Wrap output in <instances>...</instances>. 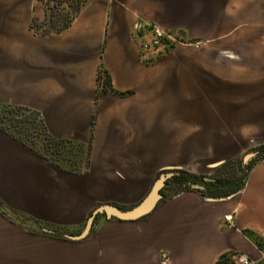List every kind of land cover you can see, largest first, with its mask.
I'll list each match as a JSON object with an SVG mask.
<instances>
[{
	"label": "crops",
	"instance_id": "obj_1",
	"mask_svg": "<svg viewBox=\"0 0 264 264\" xmlns=\"http://www.w3.org/2000/svg\"><path fill=\"white\" fill-rule=\"evenodd\" d=\"M231 3L82 0L51 34L29 30L35 0L24 4L23 38L0 35V106L22 108L40 130L0 125V264H214L230 250L264 264V160L222 200L203 184L165 185L137 220L101 216L82 240L62 234H79L103 203L134 206L163 172L224 178L241 148L264 143V54L248 48L264 52L253 38L264 31H247L238 54ZM152 22L175 41L160 56L136 29ZM226 51L238 56L217 58ZM242 64L251 69L238 73ZM101 67L114 92L98 84Z\"/></svg>",
	"mask_w": 264,
	"mask_h": 264
},
{
	"label": "rangeland",
	"instance_id": "obj_2",
	"mask_svg": "<svg viewBox=\"0 0 264 264\" xmlns=\"http://www.w3.org/2000/svg\"><path fill=\"white\" fill-rule=\"evenodd\" d=\"M18 1L19 3H17ZM28 1L30 0H0V35L6 33L7 31H12L18 34V38H23V31L27 28V19L23 16L22 8ZM80 1L82 0H35V9L33 16L34 22L40 27L41 30H45L48 27V23L52 21L53 25H55L54 30H56L61 24L75 15L77 6ZM225 27H227V30L229 31L230 29H232L233 32L237 31V39H239V42L235 45L234 49L237 50L238 54L247 53V36L245 35L247 31L249 32L252 30L257 34H260L264 31V0H232L231 5L229 6V12L227 13L225 19ZM29 30L34 32L30 27ZM261 35H254V40H264V37H262ZM248 48L250 49V54L251 51L254 50L253 54L256 60L262 59V55L264 54L262 50L263 42H258L253 46V48L251 46ZM160 50L161 48L159 49V51ZM236 54L237 53L226 51L223 53L221 52L219 56H216L218 59L228 60L236 59ZM249 65L248 67H246L247 65L245 64L239 65L237 72L240 73V71H243L244 73H246L247 70L249 71L251 69ZM236 69L237 68H235V70ZM255 70L258 71V69ZM25 113L26 112L24 110H21V112L19 113L20 115L17 116L16 119L19 118L23 120L24 122H20H22L23 124L25 123L24 125L26 126H24L23 129H21L19 126L12 128H20L19 132H22L23 136L30 138V136L33 134L32 132L34 131V126L39 123L37 122V118L33 115H31L32 117L28 118V121H25L23 119ZM30 122H34V124ZM243 135H249V133L243 132ZM257 143L255 142L250 144L249 146L247 145V147L245 148H241V152L238 154V156L235 158L236 160L234 161H242L247 153L255 152ZM249 160L244 163H247ZM209 173L214 174L215 172H206V174ZM82 229L83 228L81 227V229H79L77 232H80ZM62 234H69V232L63 231ZM232 260L235 264H242L240 262L239 256L232 257ZM95 263L98 264L97 261Z\"/></svg>",
	"mask_w": 264,
	"mask_h": 264
},
{
	"label": "trees",
	"instance_id": "obj_3",
	"mask_svg": "<svg viewBox=\"0 0 264 264\" xmlns=\"http://www.w3.org/2000/svg\"><path fill=\"white\" fill-rule=\"evenodd\" d=\"M82 6V1L77 6V10L75 12V15L79 12ZM74 15V16H75ZM73 16V17H74ZM72 18H69L67 21H65L63 24L59 26L58 29L54 30L55 25H53V22L48 23V27L45 30H41L38 25L35 24L34 19L32 18L30 27L31 29L40 34H51V33H59L62 30H64L72 21ZM174 43L166 38L162 39L161 43V50L158 51V56L160 54H163L167 52ZM153 60V59H152ZM98 84L105 86L107 90L114 92L111 83H110V76L106 70H104L102 67L99 70L98 74ZM21 110H23L20 107H13L9 105H2L0 106V125L1 127H17L19 126L21 129L24 128V125L22 122L23 121L19 118L16 119L17 116H19ZM32 117L31 114L25 113L24 114V120L28 121V118ZM24 122V121H23ZM33 123L34 122H30ZM19 128V130H20ZM36 129L40 130L39 124H36L35 126ZM257 154L252 157L247 163H243V161H229V163L226 164V169L224 170L227 173L224 178H217L213 182H205L201 177H197L192 175L191 173H188L186 171H179V173L172 178L168 179L166 182V186L168 185H173L179 190H187L191 189V184L193 183H201L205 185V190H201V192L205 195H208L210 197H225L228 196L231 193H234L245 185L247 174L249 170L253 167V165L260 161L264 160V143H261L260 145L257 146L256 150ZM163 192V189H162ZM0 207L3 208L2 203L0 202ZM105 215H98L95 219L98 217H101ZM94 231V227L91 231L90 234H92ZM249 237H253L254 243L259 245L260 244V238L258 236H253L251 233L247 232L246 233ZM234 256H239V253L237 251H227L222 253L218 259L215 261L214 264H235L234 261L232 260V257Z\"/></svg>",
	"mask_w": 264,
	"mask_h": 264
},
{
	"label": "water",
	"instance_id": "obj_4",
	"mask_svg": "<svg viewBox=\"0 0 264 264\" xmlns=\"http://www.w3.org/2000/svg\"><path fill=\"white\" fill-rule=\"evenodd\" d=\"M257 153L256 152H250L247 153L243 161L246 162L247 160L254 157ZM175 172H163L159 175V177L154 181L153 185L151 186L149 192L143 197L141 201H139L134 206L123 209L120 208L112 203H103L96 207L92 214L89 216V218L86 221V224L83 228V230L77 234V235H69L67 234L66 237L71 240L79 241L84 238H86L88 235H90L94 225H95V218L98 215H105L107 218H115L122 221H132L137 220L147 214H149L153 209L157 206L162 195V189L166 185V181L168 178L175 175ZM207 181L213 180L211 178H206ZM192 188L195 189H204V186L199 183H193L191 184ZM211 200H222L224 198H217V197H211L209 198Z\"/></svg>",
	"mask_w": 264,
	"mask_h": 264
},
{
	"label": "built area",
	"instance_id": "obj_5",
	"mask_svg": "<svg viewBox=\"0 0 264 264\" xmlns=\"http://www.w3.org/2000/svg\"><path fill=\"white\" fill-rule=\"evenodd\" d=\"M136 29L142 36L141 47L144 52L154 51L158 53L163 38L175 42L173 39H169L165 28L158 23L137 24ZM239 258L242 264H250V261L247 258L243 256Z\"/></svg>",
	"mask_w": 264,
	"mask_h": 264
},
{
	"label": "flooded vegetation",
	"instance_id": "obj_6",
	"mask_svg": "<svg viewBox=\"0 0 264 264\" xmlns=\"http://www.w3.org/2000/svg\"><path fill=\"white\" fill-rule=\"evenodd\" d=\"M176 174H177V173H176ZM176 174H175V175H176ZM175 175H173V176H175ZM173 176H172V177H173ZM172 177H170V178H172ZM170 178H168V179H170ZM168 179H167V180H168ZM166 182H167V181H166Z\"/></svg>",
	"mask_w": 264,
	"mask_h": 264
}]
</instances>
